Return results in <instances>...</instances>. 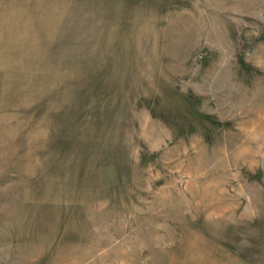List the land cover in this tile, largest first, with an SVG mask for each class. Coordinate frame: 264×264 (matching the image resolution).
<instances>
[{"label": "rangeland", "instance_id": "obj_1", "mask_svg": "<svg viewBox=\"0 0 264 264\" xmlns=\"http://www.w3.org/2000/svg\"><path fill=\"white\" fill-rule=\"evenodd\" d=\"M264 264V0H0V264Z\"/></svg>", "mask_w": 264, "mask_h": 264}, {"label": "crops", "instance_id": "obj_2", "mask_svg": "<svg viewBox=\"0 0 264 264\" xmlns=\"http://www.w3.org/2000/svg\"><path fill=\"white\" fill-rule=\"evenodd\" d=\"M229 263H232V264H238V262H237L235 259H233V258H230Z\"/></svg>", "mask_w": 264, "mask_h": 264}]
</instances>
